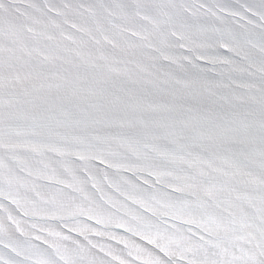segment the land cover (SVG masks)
Returning <instances> with one entry per match:
<instances>
[{
    "label": "snow or ice",
    "instance_id": "6c2138e0",
    "mask_svg": "<svg viewBox=\"0 0 264 264\" xmlns=\"http://www.w3.org/2000/svg\"><path fill=\"white\" fill-rule=\"evenodd\" d=\"M0 264H264V0H0Z\"/></svg>",
    "mask_w": 264,
    "mask_h": 264
}]
</instances>
